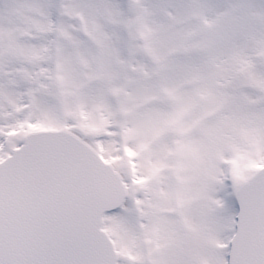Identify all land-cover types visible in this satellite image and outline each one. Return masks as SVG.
<instances>
[{
	"label": "snow or ice",
	"instance_id": "6c2138e0",
	"mask_svg": "<svg viewBox=\"0 0 264 264\" xmlns=\"http://www.w3.org/2000/svg\"><path fill=\"white\" fill-rule=\"evenodd\" d=\"M0 264H264V0H0Z\"/></svg>",
	"mask_w": 264,
	"mask_h": 264
}]
</instances>
